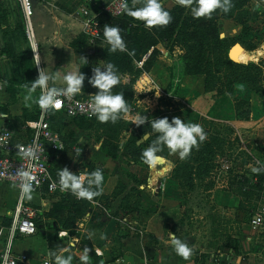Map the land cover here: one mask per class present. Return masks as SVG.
I'll return each mask as SVG.
<instances>
[{
    "label": "rangeland",
    "instance_id": "obj_1",
    "mask_svg": "<svg viewBox=\"0 0 264 264\" xmlns=\"http://www.w3.org/2000/svg\"><path fill=\"white\" fill-rule=\"evenodd\" d=\"M233 3L237 6L233 16L225 17L226 13L221 12L217 16V24L220 37L223 35V52L228 53L235 44H239L248 53L256 55L253 61L237 62L246 70L233 68L244 73V77L239 79L244 78L249 85L243 86L248 92L244 100H249L250 105L231 92L236 85L230 86L231 79L223 78L225 72L229 73L226 66L219 70L218 77H222L220 83L212 84L209 77L206 83L204 75L188 73L183 64L184 49L176 44L170 45L166 39L156 47L159 54L154 65L136 77L130 100L123 87L135 76L117 72L120 82L114 86V90L120 91L118 94H123L127 99L129 111L122 113L115 124L100 123L96 119L83 122L69 118L62 121L56 119L58 123L54 126L61 133L65 146L58 153L52 172L58 180V172L63 168L77 175L100 168L104 176L103 188L108 178L107 161L117 175L111 193L113 195L116 191V196H119L115 205L120 201L122 208L130 209L132 205L128 197L142 198L150 203L152 196L161 193L167 236L170 239L173 233L186 241L193 249L191 258L198 254L202 258H210L212 254L226 255L231 249L236 262H261L264 260V191L255 190L254 195L246 197L241 191H252L250 187L256 180L251 169L259 167L257 161L264 164V0H234ZM162 5L173 8L176 2L164 0ZM86 42L91 46L90 56L93 59L83 62L79 71L87 68L93 74L95 67L109 64L96 52L100 45L105 46V42L89 43L88 39ZM139 62H135L134 66L141 67ZM211 62H216L214 56ZM104 70L101 68V71ZM208 84L213 91H207ZM88 85L97 92L90 83ZM213 113L217 118L212 117ZM141 115L148 120L167 117L170 122L178 117L185 123H198L203 129L218 131L223 143L215 152L208 176L201 179L193 176V187L189 189L187 183L174 178L172 170L181 160L177 155L170 154L166 147L158 155L164 159H174L172 170L166 173L160 163L150 168L144 162L142 153L155 138L139 153L125 154L123 146L130 137L140 136L142 126L150 127L147 121L141 126L134 123L136 117ZM235 121L249 123L237 125L233 123ZM108 140L118 144L116 159L106 154L104 148ZM262 187L264 189V183ZM60 192L58 189L53 193ZM74 197L69 192L65 196V205L59 203V207L70 209ZM94 199L101 206L106 205V198L98 196ZM89 210L86 208V211ZM256 215L262 216L263 221L254 226L251 221ZM61 216L62 210L56 220L61 221ZM63 217H66L64 213ZM73 222L70 220L68 224ZM168 245L171 255L178 257L171 243Z\"/></svg>",
    "mask_w": 264,
    "mask_h": 264
},
{
    "label": "crops",
    "instance_id": "obj_2",
    "mask_svg": "<svg viewBox=\"0 0 264 264\" xmlns=\"http://www.w3.org/2000/svg\"><path fill=\"white\" fill-rule=\"evenodd\" d=\"M86 1L31 0L32 24L38 44L37 58L33 52L32 56L37 76L39 70L43 69L55 77L50 81V87H66L64 75L79 71L83 62L87 63L93 59L92 55L90 56L91 46L87 42L80 46V41H77L82 34L78 11ZM93 1L101 3L105 0ZM22 23L23 15L19 2L0 0V130L3 127L10 128L16 133L18 140L25 137V122L33 120L40 111L35 102L40 95L39 88L29 97V84L22 82L17 76L18 73H24L23 63L29 57L28 49H31L22 32ZM100 46L96 49L98 55L103 48ZM233 91L235 97L245 99L248 96L243 85H236ZM233 123L240 125L249 122ZM164 160L160 166L168 173L175 165L174 159ZM105 163L108 167V178L101 195L108 198L106 205L101 206L95 199L91 202L86 200L90 210L78 215L69 229L59 228V223H55L45 214L50 212L54 203H61L63 206L66 203L65 196L69 192H33V199L24 201L35 209L43 232L39 229L33 236H18L13 243L14 251L26 254L32 263L44 257L52 259L50 253L59 254L61 250L67 249L65 255L71 254L72 264H78L83 249L88 248L89 264H189V261L172 256L168 250L171 241L165 226L162 194L157 192V196L151 197L150 203L142 198L128 197L130 205L134 208L122 209L120 201L115 205L119 196H111L117 180L115 169L111 163ZM18 198L19 192L13 184L0 183V229H3L0 236V253L6 243V228L10 226ZM42 201L46 202V206ZM63 213L66 217L73 215L68 209ZM231 253L230 249L226 255L212 254L210 258H202L198 254L190 258V264H264V260L236 262Z\"/></svg>",
    "mask_w": 264,
    "mask_h": 264
},
{
    "label": "trees",
    "instance_id": "obj_3",
    "mask_svg": "<svg viewBox=\"0 0 264 264\" xmlns=\"http://www.w3.org/2000/svg\"><path fill=\"white\" fill-rule=\"evenodd\" d=\"M109 1V0H105ZM164 0H160V3L162 4ZM176 2V5H174L173 8H165L163 5L162 7L164 10H167L172 20L167 26H158L154 27L152 29H147L144 27L143 22H139L134 20L132 17L127 16L126 14H122L118 17H113L110 14L106 12H101L98 20L101 27V33H100V39L104 41V27L106 25L112 26V27H119L121 30V36L123 40L125 41L126 47L128 49V52H120L117 51L115 53L108 51V44L105 42V46L100 50L99 55L101 58H103L107 63H111L115 66L116 72H126L129 73L131 76H135L130 80V83L123 87V90L129 95L128 99L130 100L132 97V85L134 81L136 80V77L143 71H148L155 63L157 55L159 54V51L157 50V45L160 43L162 44L164 40H168L170 42V45L173 46V44H176L177 46H181L185 51V57L183 59V64L185 65V69L187 68V71L189 74L198 75L202 74L206 77V83L209 82L215 84L220 83L222 77H218L219 70L223 68V66H226L229 69V73L225 72L223 74V78L225 79H231V85H248L247 81L244 78V73H239L235 69L244 68L246 70V67L233 62L229 59L228 53L223 52V39L220 37L219 28L217 24V16L222 11L217 10L212 14L211 19L207 18H193L191 11L184 9V7H181L177 0H173ZM234 0H231L232 7L229 12L225 14V17H232L233 16V10L236 5L233 3ZM127 3L129 6H132L133 0H127ZM142 6V0H136V7ZM238 22L240 23L241 20L239 19ZM22 32H24V21L21 25ZM166 40V41H167ZM77 41H80V46H83V44L87 41V36L85 34L79 35ZM168 42V43H169ZM74 44V43H73ZM129 52H134V55H129ZM27 54L29 55L28 58L25 59L23 65V72L24 73H18L17 76L22 79L21 81L29 84L31 86V83L38 78L36 67L34 64V58L32 56L31 49H28ZM212 56H214L216 62L212 64L211 59ZM142 61L141 67H135L134 63ZM215 66V67H214ZM213 67L215 68V71H213ZM220 67V68H219ZM235 68V69H233ZM85 76V80L83 82V92L81 94H78V97H86V96H93L95 95V92L93 88L88 85L89 79L93 76V74L89 71V69L84 68L80 71ZM246 73V72H245ZM210 83V84H211ZM245 85V86H246ZM212 87L206 85V89L208 92L213 91L211 89ZM113 94H118L120 91H115L113 88ZM231 92L234 91L231 89ZM125 99V97H124ZM127 101V99H125ZM237 102V100H234ZM244 102H247L250 105L249 100H244ZM213 118H217L216 114L213 113ZM249 116V115H248ZM247 116V117H248ZM38 117V114L36 117H33V119H36ZM246 117V118H247ZM65 118H69L76 121H92V120H86L84 118H70L67 117L62 112H52L50 115V126L51 128L58 132L60 135L62 141V135L59 132V130L54 126L55 123H58L56 119L59 121L64 120ZM95 120V119H93ZM207 133V137L204 142L199 143L198 141V148H193L191 151V155H189L186 159L181 160L177 162L174 169L172 170L174 178H178L181 181H184V183H187V187L189 189H192V183L191 178L194 176L197 179H201L202 177L208 176L209 172L211 171V161L214 156H216L215 152L217 151V148L222 145L223 139L221 137V134L218 131H210L208 129H204ZM152 130L148 125H144L141 127V135L136 137H130V139L125 143L123 146V152L125 154H135L139 153L143 150V148L146 146V144L150 143L152 139H156L155 134L148 135V138L144 140V142L138 144V141L146 134L151 133ZM64 143V141H63ZM65 146V144H64ZM64 149V148H63ZM106 150V154L111 157L112 159H116L118 155V144L111 142V140L107 141V145L104 148ZM60 152V151H59ZM59 152H56L52 156V160L50 159V172L52 176L54 177V174L52 172V169H54L55 164L57 163V155ZM98 169V168H97ZM99 170H101L99 168ZM55 178V177H54ZM254 180H256L255 184H253L250 187V190L252 191H241L243 192L244 196H252L254 195V191H264L262 185L264 183V173H259L253 175ZM117 188V187H116ZM116 191H114L112 197L115 198ZM100 198H106L103 195L99 196ZM117 197V196H116ZM95 198V197H94ZM93 198V199H94ZM108 200V198H106ZM139 199V198H138ZM106 200V201H107ZM60 204L54 203L52 205V209L49 213H46L45 216L48 218L53 219V221L57 224L59 223V228H70L73 226V223L68 224V222L74 221V219L78 215L85 214L86 208H89V203L84 199L75 200L72 199L71 202V208L68 210L73 213L72 216L63 217V211L65 210V207L62 209L59 207ZM65 205V204H64ZM137 205V204H136ZM122 208V207H121ZM133 209L134 207H130ZM136 208V207H135ZM122 209H128L127 207ZM62 210V216L61 221H57L56 218L58 217L59 211ZM87 212V211H86ZM253 216V215H252ZM251 216V217H252ZM250 217V218H251ZM35 223L37 225V230L39 231L38 225L40 224L37 217H35ZM63 220V221H62ZM61 225V226H60ZM57 226V227H58Z\"/></svg>",
    "mask_w": 264,
    "mask_h": 264
},
{
    "label": "clouds",
    "instance_id": "obj_4",
    "mask_svg": "<svg viewBox=\"0 0 264 264\" xmlns=\"http://www.w3.org/2000/svg\"><path fill=\"white\" fill-rule=\"evenodd\" d=\"M177 3L181 7L190 9L193 18L203 17L211 19L212 14L217 10L227 13L232 7L231 0H177ZM121 7L124 14L136 21L143 22L144 27L147 29L167 26L172 20L170 13L164 10L160 0H142V6L140 7H136V0H133L132 6L125 2ZM103 36L104 41L109 46V52H128L119 27L106 25ZM128 54L134 55V52H129ZM101 68L105 70L101 71ZM54 79V76L40 69L38 78L31 83L28 89L29 97L37 88L41 90V94L35 102L43 112L59 109L62 105L61 100L58 99L59 97L71 99L83 92L85 76L80 71L64 75L63 81L66 87H50V81ZM119 82V76L113 64L109 63L104 67L97 66L93 69V76L89 79V83L97 89V92L91 96V111L89 115L95 116L100 123L111 122L115 124L122 113L129 111L123 94H113L112 90ZM146 121L150 124L152 130L148 135H156L153 143L142 153L144 162L150 168L155 167L157 163L162 161L163 158L158 153L162 152L165 147L170 154L178 155L180 160H184L190 155L193 148H198V141L202 143L207 137V133L200 124L185 123L178 117H174L170 122L167 117L148 120L147 117L141 115L136 117L134 123L137 126H141ZM19 154L22 158L34 160L36 158V149L32 146L21 147ZM79 154L78 152L77 155ZM257 164L259 167H253L251 169L252 173H264V164L260 161H257ZM17 176L21 180L18 186L21 198L31 201L33 199L35 177L31 175L30 168L29 170H19ZM103 181L104 176L99 169L91 173L85 172L81 175L74 174L67 168H63L58 172V186L61 192H70L77 199H84L90 202L93 201L94 197L102 194ZM53 187H56V185H53ZM41 203L46 206V202L42 201ZM170 241L175 254L183 260L189 261L190 264L193 249L189 247L188 243L173 233L170 236ZM65 252H67V249L61 250L59 254L50 253L53 264H72V255H65ZM78 264H89L88 248L83 249L82 254L79 256Z\"/></svg>",
    "mask_w": 264,
    "mask_h": 264
},
{
    "label": "built area",
    "instance_id": "obj_5",
    "mask_svg": "<svg viewBox=\"0 0 264 264\" xmlns=\"http://www.w3.org/2000/svg\"><path fill=\"white\" fill-rule=\"evenodd\" d=\"M22 10L24 21V32L32 49L33 55L37 58L38 44L32 24V4L31 0H17ZM127 0H109L96 3L93 0H87L78 11L80 17L82 33L87 36L89 43L101 41V27L98 17L101 12H106L113 17L121 16L124 11L121 5ZM142 61L139 62V65ZM41 94V90L39 89ZM62 105L54 112H62L70 118H84L86 120L96 119L89 113L91 97H78L77 95L71 99L59 97ZM53 111H39L38 117L25 122L23 128L25 137L18 140L16 133L8 127L0 130V183L13 184L18 192L19 198L11 215L10 226L6 228L5 246L0 253V264H52L51 258H41L32 263L29 257L23 253H16L13 248L14 240L18 236H33L37 233V225L35 223L36 212L29 206L24 199L21 198L19 184L20 177L17 176L19 170H29L31 175L35 177L34 192L46 190L53 193L59 189L58 180L55 179L50 172V159L54 153L62 151L64 143L58 134L50 126V115ZM32 146L36 149V158L29 160L22 158L19 154L21 147L27 148ZM56 185V187H53ZM262 216L256 215L252 218L254 226L260 225ZM3 229H0V236Z\"/></svg>",
    "mask_w": 264,
    "mask_h": 264
},
{
    "label": "bare ground",
    "instance_id": "obj_6",
    "mask_svg": "<svg viewBox=\"0 0 264 264\" xmlns=\"http://www.w3.org/2000/svg\"><path fill=\"white\" fill-rule=\"evenodd\" d=\"M231 56L234 61L240 62V63L247 62V61H253L256 59V55H254L253 53H248L240 46H234L232 48ZM159 163H164V159H162V161Z\"/></svg>",
    "mask_w": 264,
    "mask_h": 264
},
{
    "label": "water",
    "instance_id": "obj_7",
    "mask_svg": "<svg viewBox=\"0 0 264 264\" xmlns=\"http://www.w3.org/2000/svg\"><path fill=\"white\" fill-rule=\"evenodd\" d=\"M223 35L221 34V37H222ZM234 46H240L239 44H235ZM233 46V47H234ZM241 47V46H240ZM231 52H232V49H230L229 51H228V57H229V59L230 60H232L233 62H235V63H237L236 61H234L233 60V58H232V56H231ZM148 138V134H146L145 136H144V138H142V139H140L139 141H138V144H140V143H142L145 139H147ZM39 229L41 230V232H43V226L42 225H39Z\"/></svg>",
    "mask_w": 264,
    "mask_h": 264
}]
</instances>
